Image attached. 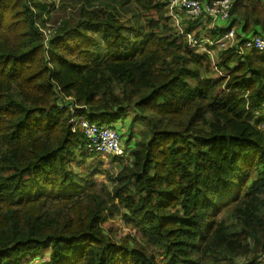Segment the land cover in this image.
I'll use <instances>...</instances> for the list:
<instances>
[{
    "label": "trees",
    "instance_id": "1",
    "mask_svg": "<svg viewBox=\"0 0 264 264\" xmlns=\"http://www.w3.org/2000/svg\"><path fill=\"white\" fill-rule=\"evenodd\" d=\"M69 1L47 41L55 0H0V264H263L264 53L213 63L163 0ZM231 1L218 32L264 38V0ZM79 116L145 124L107 185Z\"/></svg>",
    "mask_w": 264,
    "mask_h": 264
},
{
    "label": "built area",
    "instance_id": "2",
    "mask_svg": "<svg viewBox=\"0 0 264 264\" xmlns=\"http://www.w3.org/2000/svg\"><path fill=\"white\" fill-rule=\"evenodd\" d=\"M163 2L168 16L179 31H181L180 22L182 19L188 21L203 18L211 21L210 30L220 35L218 40L214 42L208 41L206 38L195 40L191 35L185 37L193 48L202 49L212 60L214 52L206 45L219 50L237 48L239 56H243L245 52L264 53V38L262 37L253 36L238 45L234 28L225 33L218 32L217 29L220 25L228 23L230 19L231 0H215L212 3H206L203 0H163ZM41 32L44 35V32ZM204 42L208 43L205 44V47L202 44ZM236 42L237 44H235ZM80 110L84 111L85 109L80 108ZM76 130H79L85 138L84 149L87 153L101 157L112 156L119 160L126 157L121 136L114 128L91 123L85 116H79L74 120L73 131Z\"/></svg>",
    "mask_w": 264,
    "mask_h": 264
},
{
    "label": "rangeland",
    "instance_id": "3",
    "mask_svg": "<svg viewBox=\"0 0 264 264\" xmlns=\"http://www.w3.org/2000/svg\"><path fill=\"white\" fill-rule=\"evenodd\" d=\"M81 1L83 2L84 0H81ZM72 2H73V0L69 1V3H68L69 6L71 5ZM99 3L101 5V3H103V0H94V1L90 2L91 5H97ZM61 8H62L61 0H55V8L52 9L50 13H46L45 14V17L48 19V21L46 22L47 23L46 24V29L47 30H44V36H45V39L47 41L50 40L49 39V35L52 32V30L55 29V25L58 23V21H61L63 17L67 16V14L69 13L68 11H70L69 9L66 10V11H61ZM76 14L77 13H75V15ZM134 21L135 20L132 19L130 21V24H132ZM185 21H187V20H183L182 19L181 23H183ZM181 25L182 24H180V28H181ZM174 27L178 30V28L176 27L175 23H174ZM206 39L208 41H210V39H208V38H206ZM202 44L205 47V44H208V43L204 42ZM235 44H237V42ZM198 52L201 53V54L204 53V51L202 49H200V48L198 49ZM212 61H213V63H216V61H217V53L214 54ZM222 75H223L222 71L215 70L212 73L211 76L214 79H217V77L222 76ZM250 121L253 122L254 118L251 119ZM96 124H99V121H97ZM116 126L118 127L117 129L121 133L120 136H121L122 143L124 144V146H126V142H127V139H128V137L130 135V131L131 130H132V135H133L132 141H136L138 138H140V135L147 130L146 127H145V124L137 123L136 125L132 126L131 125V118L126 119L123 123H118ZM121 162L126 163L127 162V158L125 157L124 159H121ZM87 163H88V166L89 165H93V166L97 165L98 166V170L101 171V174H96L94 178L98 182L104 183L106 185L108 184V181L106 179V175L108 173L111 174V175L117 174L118 171L120 170L121 166H122L120 162L116 163V162L112 161L111 157H108V156L101 157V156H98V155H96L92 159L88 160ZM75 171L77 173H80L81 169L80 168H75ZM90 171H92V170H90ZM114 229H115V233H116V239L122 238L128 233H130L131 235H134L133 231H129L127 228H125V226L123 225V223H122V221L120 219H117V220L114 221ZM261 260H262V263L264 264V257ZM32 263L33 264H35V263L36 264H40L41 261L32 262Z\"/></svg>",
    "mask_w": 264,
    "mask_h": 264
},
{
    "label": "bare ground",
    "instance_id": "4",
    "mask_svg": "<svg viewBox=\"0 0 264 264\" xmlns=\"http://www.w3.org/2000/svg\"><path fill=\"white\" fill-rule=\"evenodd\" d=\"M209 3V2H208ZM198 20V19H197ZM190 21V20H189ZM180 24H182L181 22H180ZM182 28V27H181ZM106 157V156H105Z\"/></svg>",
    "mask_w": 264,
    "mask_h": 264
},
{
    "label": "clouds",
    "instance_id": "5",
    "mask_svg": "<svg viewBox=\"0 0 264 264\" xmlns=\"http://www.w3.org/2000/svg\"><path fill=\"white\" fill-rule=\"evenodd\" d=\"M264 257V256H263Z\"/></svg>",
    "mask_w": 264,
    "mask_h": 264
}]
</instances>
